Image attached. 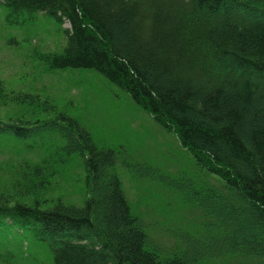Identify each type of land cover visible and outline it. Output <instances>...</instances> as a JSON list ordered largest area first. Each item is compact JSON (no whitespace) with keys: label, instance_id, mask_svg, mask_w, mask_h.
I'll return each mask as SVG.
<instances>
[{"label":"trees","instance_id":"16d2710c","mask_svg":"<svg viewBox=\"0 0 264 264\" xmlns=\"http://www.w3.org/2000/svg\"><path fill=\"white\" fill-rule=\"evenodd\" d=\"M10 24L44 12L64 27L59 51L33 50L46 72L94 70L173 134L222 185L169 180L199 209L194 233L163 248L131 212L115 171L76 118L38 93L0 85V262L28 240L49 264H264V0H0ZM38 156L25 158L20 151ZM81 206L48 197L73 154ZM184 202V203H185Z\"/></svg>","mask_w":264,"mask_h":264},{"label":"rangeland","instance_id":"374dc122","mask_svg":"<svg viewBox=\"0 0 264 264\" xmlns=\"http://www.w3.org/2000/svg\"><path fill=\"white\" fill-rule=\"evenodd\" d=\"M0 2V85L5 92L38 93L49 97L85 127L98 146L117 151L115 171L130 210L138 215L148 236L163 248L180 245L175 233H194L199 228V209L187 205L169 180L192 181L197 186L222 181L194 163L176 137L164 131L130 96L94 70L67 68L46 72L32 53L59 51L65 43L64 27L44 12L33 22L10 24ZM21 106L2 105L0 116L19 115ZM25 158L38 156L20 151ZM7 154L0 153V159ZM48 197L65 203H84V169L79 154H73ZM185 202V203H184ZM28 240L25 256L14 264H49L50 252ZM0 264H6L0 262Z\"/></svg>","mask_w":264,"mask_h":264}]
</instances>
